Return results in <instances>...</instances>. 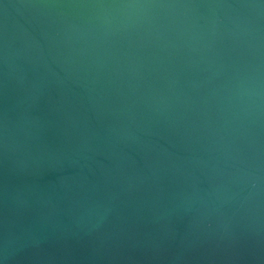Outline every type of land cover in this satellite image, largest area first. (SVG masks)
I'll return each mask as SVG.
<instances>
[{
	"label": "water",
	"instance_id": "water-1",
	"mask_svg": "<svg viewBox=\"0 0 264 264\" xmlns=\"http://www.w3.org/2000/svg\"><path fill=\"white\" fill-rule=\"evenodd\" d=\"M0 264H264V0H0Z\"/></svg>",
	"mask_w": 264,
	"mask_h": 264
}]
</instances>
